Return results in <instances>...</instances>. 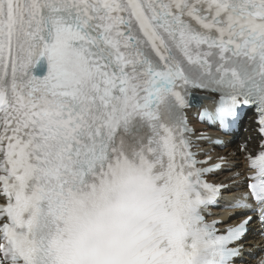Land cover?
<instances>
[{"label": "snow or ice", "instance_id": "1", "mask_svg": "<svg viewBox=\"0 0 264 264\" xmlns=\"http://www.w3.org/2000/svg\"><path fill=\"white\" fill-rule=\"evenodd\" d=\"M205 100L221 131L254 112L259 139L223 233V165L186 117ZM253 220L264 0H0V264H235Z\"/></svg>", "mask_w": 264, "mask_h": 264}, {"label": "bare ground", "instance_id": "2", "mask_svg": "<svg viewBox=\"0 0 264 264\" xmlns=\"http://www.w3.org/2000/svg\"><path fill=\"white\" fill-rule=\"evenodd\" d=\"M222 156H226L228 158V160H230V162H234L236 165H237V170H241L243 167H242V155L239 154V153H236V154H232V153H227V152H222L221 153ZM235 172H232V173H225L222 175L221 178L223 177H227L229 178L230 176H232ZM249 243H252V241H249ZM254 244V243H252ZM256 245H260L258 243H256Z\"/></svg>", "mask_w": 264, "mask_h": 264}]
</instances>
